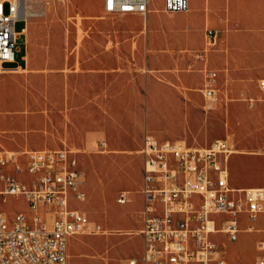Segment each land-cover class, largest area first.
<instances>
[{
    "label": "rangeland",
    "instance_id": "rangeland-1",
    "mask_svg": "<svg viewBox=\"0 0 264 264\" xmlns=\"http://www.w3.org/2000/svg\"><path fill=\"white\" fill-rule=\"evenodd\" d=\"M150 1L143 14L108 13L100 0H28L24 63L16 70H0L1 95L9 106L1 109L8 121L0 126V144H68L77 150L86 197L70 199V205L83 208L91 224L100 222L101 230L73 234L69 264H111L140 250L136 191L145 128L188 143L225 137L233 149L228 157L232 184L264 185V90L258 87L263 75L249 71L243 42L237 40L234 46L229 39L231 31L243 37L249 33L230 20L225 4L195 0L189 10L175 13L164 10L161 0ZM190 11L206 20L202 44L186 49L178 32ZM23 23L16 18L14 28ZM205 27L214 29V39H208ZM253 47L264 49L258 43ZM22 48L19 35L15 61L5 64L18 61ZM199 52L205 53L203 59ZM211 54L219 60L215 64ZM202 62L217 72L216 101L207 109L202 106V84L184 80L186 72L202 77ZM250 96L256 98L253 104ZM16 176L30 175L21 171ZM121 188L133 198L118 203L115 196ZM0 208L11 219L25 202L7 195L0 199ZM225 216L216 214L218 219ZM239 218L242 224L247 221L242 214ZM215 236L229 260L251 264L260 242L264 245V213L256 219L255 230H240L236 239L228 240L221 232Z\"/></svg>",
    "mask_w": 264,
    "mask_h": 264
},
{
    "label": "built area",
    "instance_id": "built-area-1",
    "mask_svg": "<svg viewBox=\"0 0 264 264\" xmlns=\"http://www.w3.org/2000/svg\"><path fill=\"white\" fill-rule=\"evenodd\" d=\"M148 4L149 0H103V9L146 12ZM188 5V0H162V7L169 11ZM20 10L21 0H0V70L4 61L13 59L14 21L24 18ZM205 32L209 40L214 39V29L206 27ZM215 75V69L204 68L201 90L206 109L216 97ZM258 85L264 89V77ZM232 150L225 137L190 144L182 139H157L145 128L139 147L142 250L111 264H227L224 250L210 232L224 231L233 240L239 213L252 227L257 214L264 211V186L229 185L227 161ZM21 171L29 173L28 179L16 176ZM0 182L1 200L13 195L25 202V208L15 210L11 219L0 208V264H67L68 236L101 230L99 222L90 223L83 208L70 205V199L84 200L86 191L76 153L68 146L0 150ZM116 200L124 202L126 191L119 190ZM221 213L226 214L222 219L214 216ZM253 264H264V254H258Z\"/></svg>",
    "mask_w": 264,
    "mask_h": 264
},
{
    "label": "crops",
    "instance_id": "crops-1",
    "mask_svg": "<svg viewBox=\"0 0 264 264\" xmlns=\"http://www.w3.org/2000/svg\"><path fill=\"white\" fill-rule=\"evenodd\" d=\"M150 2L151 1L149 0V4H148L147 11L149 10ZM161 2H162V0H161ZM188 2H189V5H188V8L187 9H184V10H176V11H171V12L181 13L183 11L189 10V8H190V2H192V1L191 0H188ZM201 2L209 3L211 5H219L220 7L225 4L227 13L229 14V16L231 18L230 20L232 22L234 21L238 25L242 26V28H244V30H246L249 33V34H244V37H243V35H238L237 36V34H235L234 31L233 32L231 31V32H229V39H230V41L233 42L234 46L236 45L237 40H240L241 42H243L242 46L244 45V47H247L244 50L245 51V54H246V59L249 62V64H251V67H250L249 71L251 73H253V74H256V76L257 75H263V76H260V77H264V49H261L260 51H257L253 47L254 44H257V43L258 44H261L264 47V31H261L262 25L264 24V0H220V1L216 2V3H211L210 1L207 2V1H204V0H200V3ZM253 2H255V5L256 6L253 5ZM99 4H101V7L103 9V0H100ZM194 4H196V3H194ZM197 4H199V3H197ZM246 8L249 9V14H245ZM242 9H245L244 10V13H243V10ZM167 11H169V10H167ZM133 12H139V11H133ZM146 12H141V13L144 14ZM123 13H125V12H123ZM22 19L24 20L23 25L21 26L20 29H16L17 30V37H16V39L20 35V36H22V40H23V48H22V51H21V53L19 55V60L16 61L14 64H11V65H6L5 63L14 62L15 61L14 60V56H13V59L4 61L3 62L4 69H2L1 71L16 70L19 67H21L22 64L24 63V60H25L24 59V52H25V34H24V27L26 26V17L24 16V18H22ZM205 20L206 19H200V16L197 15V13H193V11H190L189 13L187 12L186 21H188V22L185 23V25L181 23L180 24V27H179L180 30L178 32L179 44L181 45V47H184L186 49H190V48H194V47L199 46V45L202 44V39H203V31L202 30H203V26H204L203 25V21H205ZM210 20L212 22H216L217 23V21H215L214 19H210ZM218 24L222 26L223 25V22H220L219 21ZM224 24H225V22H224ZM243 49H240V50H243ZM204 54L205 53H203L201 55V57H200L201 59H203ZM211 58L213 60L212 61V64H215L216 62L219 61L212 54H211ZM198 64H200V63L198 62ZM205 67H206L205 62L204 63L202 62L201 69L204 70ZM208 68H211V67H208ZM215 71H216V69H215ZM184 76H185L184 77V80L185 81H192L194 79H198L197 82L198 83L200 82L203 85L204 73H203L202 77L199 76V75L198 76H195L191 72H186L184 74ZM216 81H217V72H216L215 79H214L215 86H216ZM3 87H4V79H3L2 75L0 74V126H5L7 124V121H8L7 120V116L5 114H1L2 113V110L1 109L5 108V107H9L7 105L6 100H3L2 95H1V89ZM258 87H259V85H258ZM260 89H262V88H260ZM262 90H264V89H262ZM201 93H202V90H201ZM215 95H216V92H215ZM248 100H249V103L250 104H253V102L256 100V98L250 96L248 98ZM215 101H216V97H215V100H214V103H213L212 107L214 106ZM203 102H204V96H203V93H202V106H203ZM143 131H142V134H143ZM153 134H154V136L157 139H175V138H169V137H162L163 135H159L158 136L155 133H153ZM212 139H214V138H211L210 140H208L205 143H190V144H207ZM183 141H185V140H183ZM141 142H142V135H141ZM141 142H140V145H141ZM103 143H104V141H103ZM186 143H188V142H186ZM60 146H68V147H70L71 149H73L75 151L76 156H77V160H78V166L81 169V167L79 165V159H78L77 150L74 149V148H72L68 144H62ZM60 146H47V147H60ZM30 148H44V147H30ZM22 149H27V148H4L0 144V150L1 151H5V150L19 151V150H22ZM140 155H141L140 182H139L138 189L136 191V192H138L140 194V204L136 208V212L139 215V220H138L139 221V223H138L139 226H138V228L140 227L141 222H142V217H141V213H140V209H141V206H142V193L140 191V185H141V181H142V154H141V152H140ZM227 167H228V177H227V179H228L229 185H231L233 187H244V186L260 185V184H247V185H235V184H232L231 178H230V173H229V159L227 161ZM82 175H83V173H82ZM260 186H264V185H260ZM119 190H125L126 191V200L124 202H126L129 199H132L133 198L132 195L131 196L128 195V192H127V191H129L128 189L121 188ZM118 191L116 192V195H117ZM115 200H116V196H115ZM124 202H118V203H124ZM262 213H264V211H261V212H259L257 214L256 218L252 222V224H253L252 227H247V221L244 224H242V223H240V221H238V224H239V230H238V232L240 230H243V229L248 230V231L255 230L256 229V219H258L260 217V214H262ZM241 214L246 218V216L244 215V213H239L238 214V219L239 220H240L239 215H241ZM214 216L216 217V215H214ZM246 220H247V218H246ZM216 225H219V221L216 222ZM217 232L224 233L225 237L228 240H232V239H229L227 237V235H226V233L224 231L216 230V231L210 232V234H209L210 237L213 238L214 240H216V242L219 245H221L222 241L216 238L215 234ZM73 234L69 235L68 238H67L66 252H67L68 242H69L70 238L73 236ZM139 235H140V241H141L140 250L138 252L131 253V254H127V255H139L140 254V252L142 250V237H141V234L140 233H139ZM237 237H238V233H237ZM221 248L224 250L223 256H224L227 264L228 263H230V264H236V263L246 264V263H243L240 259L229 260L227 258V256H226L225 248H223V247H221ZM257 248H260V249H259V252L255 255V257L253 259V262H254L255 258L258 256V254H260V253H263L264 254V245L262 247H257ZM252 258L253 257L250 258L249 262L252 261ZM253 262L251 264H253ZM70 263H72V260H71ZM67 264H69L68 263V252H67Z\"/></svg>",
    "mask_w": 264,
    "mask_h": 264
},
{
    "label": "bare ground",
    "instance_id": "bare-ground-1",
    "mask_svg": "<svg viewBox=\"0 0 264 264\" xmlns=\"http://www.w3.org/2000/svg\"><path fill=\"white\" fill-rule=\"evenodd\" d=\"M191 1L192 2H195V0H191ZM27 7H28V0H21V10H20V14L24 15L26 17V20H27V14L29 12ZM26 23H27V21H26ZM24 29H25V27H24ZM259 245H260L259 247H261L263 245V243L260 242Z\"/></svg>",
    "mask_w": 264,
    "mask_h": 264
}]
</instances>
